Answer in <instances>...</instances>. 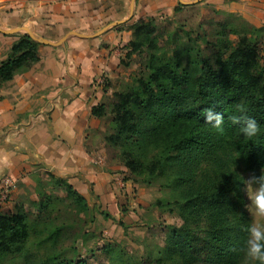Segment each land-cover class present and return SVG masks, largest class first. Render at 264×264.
Masks as SVG:
<instances>
[{
	"label": "trees",
	"instance_id": "16d2710c",
	"mask_svg": "<svg viewBox=\"0 0 264 264\" xmlns=\"http://www.w3.org/2000/svg\"><path fill=\"white\" fill-rule=\"evenodd\" d=\"M227 26L217 32L208 54L203 47L208 42L199 34L175 29L162 44L155 19H140L125 49L129 57L145 54L143 74L114 92L109 111L105 103L91 109L99 119L110 114L106 141L119 149L130 173L168 191L154 205L177 210L182 218L179 227L169 228L154 264H195L204 250L210 264H242L240 248L251 223L236 166L255 175L264 170V62L256 41L264 26L251 27L250 34L233 30L235 41ZM39 46L29 33L19 35L0 60V88L39 62ZM240 105L261 127L256 142L246 140L229 119ZM209 109L224 115L223 132L206 122ZM51 177L79 214L91 213L65 176ZM38 194L41 199L29 207L35 212L24 202L11 212L0 210V264H88L75 258L76 240L63 248L69 224L59 215L62 200L42 186ZM106 252L109 264H143L112 246Z\"/></svg>",
	"mask_w": 264,
	"mask_h": 264
},
{
	"label": "crops",
	"instance_id": "0c3cea01",
	"mask_svg": "<svg viewBox=\"0 0 264 264\" xmlns=\"http://www.w3.org/2000/svg\"><path fill=\"white\" fill-rule=\"evenodd\" d=\"M99 1L33 0L36 10L24 19L23 26L28 6L23 8V0H15L8 16L1 13L0 60L22 27L34 33L36 27L53 29L61 38L40 45L39 62L0 88V181L7 175L15 182L30 166H43L78 178L88 193H115L118 174L100 162L101 152L92 141L100 120L91 115V109L99 104L101 95L94 81L112 73L119 64L121 36L111 25L126 19V9L121 3L119 11H104ZM229 4L230 12L239 13L255 27L264 26V0H233ZM112 13L113 21L100 33H92L100 28L101 20L109 21ZM27 21H33L31 29Z\"/></svg>",
	"mask_w": 264,
	"mask_h": 264
},
{
	"label": "rangeland",
	"instance_id": "374dc122",
	"mask_svg": "<svg viewBox=\"0 0 264 264\" xmlns=\"http://www.w3.org/2000/svg\"><path fill=\"white\" fill-rule=\"evenodd\" d=\"M33 0H23L26 17L34 13L32 6ZM97 1V0H96ZM193 2L192 4H183L180 0H102L99 1L101 8L106 11L109 8L119 11L121 3L124 4V14L126 19L111 25L112 30L120 34L117 48L121 50L119 55V64L113 69L112 73H104L98 81H94L101 92L99 103H105L109 109L114 103V92L122 90V87L131 85L133 79L143 74V62L145 54L126 55L125 46L132 38V26L140 19L154 18L157 23L158 36L160 43H165L169 38L172 30H178L184 33L185 30H191L205 39L203 47L206 53L211 54L213 44L217 38V32L223 25L227 24L229 38L237 40L238 35L233 31L246 32L250 34L253 25L249 23L242 15L237 12L228 10L229 3L233 0H183ZM15 0H0V16H8L13 11L12 4ZM23 8L21 10H23ZM44 10V9H42ZM39 12V11H38ZM46 11H43L45 16ZM114 15L109 21L101 20L98 30L92 33H100L105 26L109 25ZM107 20V19H106ZM26 21V20H25ZM16 25V21H13ZM33 21H27L26 26L30 28ZM37 32H32L33 36L38 39L40 45H45V41L53 42L59 39V33L53 29H43L36 27ZM31 29V28H30ZM184 30V31H183ZM16 36L29 33L26 28L22 27L21 31H16ZM66 34L68 32H65ZM256 35V34H255ZM94 37V36H93ZM65 36L62 39H66ZM128 39V40H127ZM256 41L264 62V32L256 35ZM45 42V43H44ZM100 124L98 132L93 138V145L101 152V164H106L109 171L116 172L118 178L114 180L115 193L108 194L102 191L96 195L89 191L87 186L78 178H70L68 181L81 194L86 195L87 203L91 208V213L79 214L74 208L73 203L65 197L64 190L56 186L51 174L57 176L59 172L43 166H30L25 171L23 177L12 182L9 192L2 197L0 196V210L11 212L17 202H24L26 208L30 207V202H37L41 199L38 194L41 186L44 189L52 191L55 197L62 201L57 204L60 211V217L69 224L66 231L63 248L68 249L75 241V246L79 252L75 258L86 260L88 264H109V254L106 249L109 246L129 254L130 258L141 261L143 264H154L153 259L157 256L158 251L165 245L167 233L171 226L179 227L182 224V218L178 211H170L167 208L155 206V201L159 198L166 197L168 191L162 188L158 183L146 184L137 179L123 165L119 156V149L110 146L106 141V136L111 132V116L108 113L105 118L99 119ZM100 149V150H99ZM98 161V160H97ZM98 164L99 161H98ZM99 166V165H98ZM238 172L243 178L242 194L244 199V211L252 224L254 221L264 225V218L253 217L246 205L250 203L247 193L244 191L245 183L253 173L244 168L243 165L237 164ZM65 176V175H64ZM12 179V178H11ZM28 210H33L31 206ZM37 211V210H36ZM254 211V209H253ZM35 212V211H34ZM36 214V213H35ZM56 214V212H55ZM105 214H109L106 217ZM35 217V215H34ZM198 237L199 234H197ZM66 254L71 257L70 249ZM195 264H210L206 257V250L200 252L199 259Z\"/></svg>",
	"mask_w": 264,
	"mask_h": 264
},
{
	"label": "clouds",
	"instance_id": "9594fccd",
	"mask_svg": "<svg viewBox=\"0 0 264 264\" xmlns=\"http://www.w3.org/2000/svg\"><path fill=\"white\" fill-rule=\"evenodd\" d=\"M205 119L213 128L223 132L224 115L222 113L209 109ZM229 119L233 125L240 126V133L246 140L256 142L261 137L259 123L254 117L248 115L245 106H238ZM244 191L250 200L246 207L251 215L264 218V170L260 175L253 174L247 179ZM246 232L247 236L240 248L242 264H264V225L254 221L248 226Z\"/></svg>",
	"mask_w": 264,
	"mask_h": 264
},
{
	"label": "built area",
	"instance_id": "2783aa9c",
	"mask_svg": "<svg viewBox=\"0 0 264 264\" xmlns=\"http://www.w3.org/2000/svg\"><path fill=\"white\" fill-rule=\"evenodd\" d=\"M12 179L10 176H3L0 181V196H4L7 192H9L10 187L12 186ZM7 195H5L6 198Z\"/></svg>",
	"mask_w": 264,
	"mask_h": 264
},
{
	"label": "water",
	"instance_id": "95a60500",
	"mask_svg": "<svg viewBox=\"0 0 264 264\" xmlns=\"http://www.w3.org/2000/svg\"><path fill=\"white\" fill-rule=\"evenodd\" d=\"M183 4H192L193 2H185V1H183V0H180ZM29 32V35L32 37V38H34V39H36V40H38L37 38H35L34 36H33V34L30 32V31H28Z\"/></svg>",
	"mask_w": 264,
	"mask_h": 264
}]
</instances>
